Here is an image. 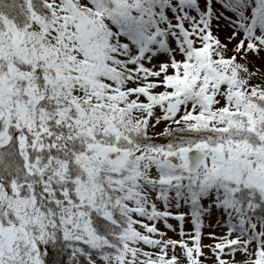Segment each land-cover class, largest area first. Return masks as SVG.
I'll use <instances>...</instances> for the list:
<instances>
[{"label": "snow or ice", "instance_id": "obj_1", "mask_svg": "<svg viewBox=\"0 0 264 264\" xmlns=\"http://www.w3.org/2000/svg\"><path fill=\"white\" fill-rule=\"evenodd\" d=\"M0 264H264V0H0Z\"/></svg>", "mask_w": 264, "mask_h": 264}, {"label": "rangeland", "instance_id": "obj_2", "mask_svg": "<svg viewBox=\"0 0 264 264\" xmlns=\"http://www.w3.org/2000/svg\"><path fill=\"white\" fill-rule=\"evenodd\" d=\"M220 35H221V38L223 39L224 36L226 35V33L222 32ZM256 64L259 65V64H260V61L257 60V61H256ZM207 231H211V229H208ZM208 242H209V241H207V240L205 241V243H208ZM237 259H242V257L238 256Z\"/></svg>", "mask_w": 264, "mask_h": 264}]
</instances>
